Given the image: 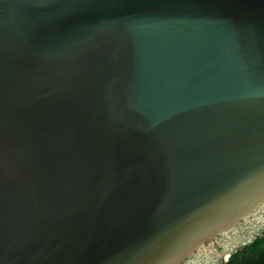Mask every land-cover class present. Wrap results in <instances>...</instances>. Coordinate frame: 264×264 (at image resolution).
Masks as SVG:
<instances>
[{
  "label": "water",
  "instance_id": "water-1",
  "mask_svg": "<svg viewBox=\"0 0 264 264\" xmlns=\"http://www.w3.org/2000/svg\"><path fill=\"white\" fill-rule=\"evenodd\" d=\"M264 236V0H0V264H229Z\"/></svg>",
  "mask_w": 264,
  "mask_h": 264
},
{
  "label": "crops",
  "instance_id": "crops-1",
  "mask_svg": "<svg viewBox=\"0 0 264 264\" xmlns=\"http://www.w3.org/2000/svg\"><path fill=\"white\" fill-rule=\"evenodd\" d=\"M235 264H264V244L262 248H253L251 252L241 255Z\"/></svg>",
  "mask_w": 264,
  "mask_h": 264
},
{
  "label": "trees",
  "instance_id": "trees-1",
  "mask_svg": "<svg viewBox=\"0 0 264 264\" xmlns=\"http://www.w3.org/2000/svg\"><path fill=\"white\" fill-rule=\"evenodd\" d=\"M263 244H264V236H262V237L258 236L255 240H253L251 242L250 245L244 247L243 250H240L239 252L234 254L231 257V260H230L229 264L237 263L239 261V258H240L241 255H243L245 253H248V252H251V249H253V248H262ZM220 264H222V263H220Z\"/></svg>",
  "mask_w": 264,
  "mask_h": 264
}]
</instances>
